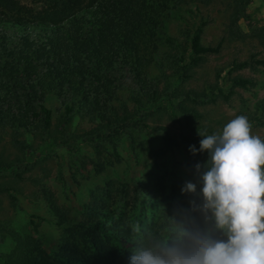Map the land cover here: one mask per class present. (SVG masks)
Returning <instances> with one entry per match:
<instances>
[{"label":"rangeland","instance_id":"obj_1","mask_svg":"<svg viewBox=\"0 0 264 264\" xmlns=\"http://www.w3.org/2000/svg\"><path fill=\"white\" fill-rule=\"evenodd\" d=\"M13 2L9 16L30 21L47 7L33 0ZM148 3L155 21L149 28L153 34H139L138 58L121 56L110 70L111 98L100 95L97 107L108 112L106 103L119 116L128 109L132 120L104 127L106 137L93 139L87 132L98 122L81 89L77 91V76L68 74L73 80L68 87L69 81L62 82L44 66L39 74L42 86L34 89L40 96L32 99L51 112L49 130L36 123L0 124V264H5L6 254L15 246L10 229L39 239L54 259L74 248L83 254V264H130V257L144 250L166 256L175 248L192 254L200 246L198 237L227 240L211 212L203 210L201 177L210 154L200 151V141L201 135L221 133L239 115L246 116L252 133L264 139V128L258 125L264 122V66L233 69L234 63L251 58L264 60V38L252 37L254 30L264 29V0H252L239 16L236 28L244 39H233L227 31L230 0H173L165 9L152 0ZM203 22L204 45H222L198 66L189 67L191 37ZM2 30L10 41L21 36L12 28ZM236 77L253 85L235 89L224 102L217 90L227 93ZM0 82L5 83L1 97L7 95V100L6 84L12 87V78L2 76ZM15 92L22 94L21 100L27 98L26 90ZM188 92L206 96L195 98ZM136 99L141 103L136 104ZM66 105L72 109L68 120ZM192 146L196 154L190 151ZM187 182L196 185L195 193H182ZM96 208L117 220L115 230L100 228V222L109 225L110 221L100 217ZM82 225L99 233L101 248L92 235H85Z\"/></svg>","mask_w":264,"mask_h":264},{"label":"trees","instance_id":"obj_2","mask_svg":"<svg viewBox=\"0 0 264 264\" xmlns=\"http://www.w3.org/2000/svg\"><path fill=\"white\" fill-rule=\"evenodd\" d=\"M33 1L45 2L47 7L30 21L17 14L9 16V11L15 7V3L13 0H0V78L2 76L6 79L12 78L13 83L12 87L6 84V93L9 95L7 100V95L1 97L0 93V124L2 122H8L11 125L36 123L38 127L49 130L51 112L43 103L34 104V99H32L40 94L37 95V90L34 91V89L42 86L43 81L39 74L40 68L45 66L50 74L54 73L56 78H60L62 82L69 81L67 82L68 87L73 82L69 80L68 74L77 76V80L74 81L78 84L77 91L81 89V94L84 95L82 98L88 102L89 111H92L93 119H97L98 122V125L87 133L95 140L104 139L106 136L102 128L110 127L118 122L127 123L133 119L128 109H124V115L119 116L118 112L106 103L104 107H107L108 112L97 107H100V95L105 94L107 100L111 98L112 72L110 70H114L121 56L128 60L134 58L133 56L138 58L137 38L139 34L149 32L153 34L149 29L150 25L155 24L148 11L150 0ZM171 1L173 0H152V3L165 9ZM200 1L207 3L211 0ZM251 1L230 0L227 31L231 38H245V35L237 30L236 24L239 16L245 13V8ZM204 25V22L200 23L191 37L189 67L198 66L206 55L217 53L221 48L222 42L216 46L204 45L202 41ZM6 27L21 33L17 41H10L9 34L2 30ZM30 32H34L36 37L33 38ZM252 37L263 39L264 29L254 30ZM70 59L73 60L72 63ZM60 65L66 67L61 69ZM254 66H264V60L251 58V61L234 63L233 69L242 70ZM5 83L0 82V89ZM252 85L251 80L236 77L231 79L229 91L224 93L221 88H218L217 96L226 102L233 96L235 89H246ZM56 86L59 89L64 88L62 84H56ZM18 88L27 91L24 94L27 97L25 100L20 99L22 94L15 92ZM155 93L154 91L153 94ZM190 94H194L195 98L206 96V94L188 92V95ZM148 97L152 99L149 94ZM135 102L139 104L141 100L136 99ZM93 104L95 107H92ZM71 111V107L66 105L67 120L70 118ZM141 123L144 124V122ZM258 125L264 128V122H259ZM188 138L184 134L183 141L187 142ZM96 145L100 146L101 143L97 141ZM98 151L101 155L100 148ZM100 168L102 170L104 166L101 164ZM96 211L100 217L110 221L109 225L100 222V228L103 231L115 230L112 227H117V220L109 217L101 209L96 208ZM80 228L86 229L85 235L88 237L92 235L93 241L101 248L99 233H95L96 230L92 226L82 225ZM9 233L15 241V246L6 254L5 264H83L84 262L83 254L74 248L67 254L59 252L54 259L43 250L42 242L33 235H23L11 229ZM117 239L121 242L127 241L123 237ZM128 244L135 246L129 239ZM68 248L69 246L65 245L63 249L68 251Z\"/></svg>","mask_w":264,"mask_h":264},{"label":"clouds","instance_id":"obj_3","mask_svg":"<svg viewBox=\"0 0 264 264\" xmlns=\"http://www.w3.org/2000/svg\"><path fill=\"white\" fill-rule=\"evenodd\" d=\"M201 136L200 151L210 154L201 177L203 210L211 212L227 240L198 237L200 246L192 254L144 250L132 255L130 264H264V139L252 133L244 115L231 119L219 134ZM190 151L197 150L192 146ZM196 190L187 182L182 193Z\"/></svg>","mask_w":264,"mask_h":264}]
</instances>
